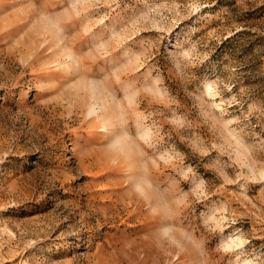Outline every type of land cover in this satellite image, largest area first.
<instances>
[{
    "label": "rangeland",
    "instance_id": "1",
    "mask_svg": "<svg viewBox=\"0 0 264 264\" xmlns=\"http://www.w3.org/2000/svg\"><path fill=\"white\" fill-rule=\"evenodd\" d=\"M0 264H264V0H0Z\"/></svg>",
    "mask_w": 264,
    "mask_h": 264
},
{
    "label": "bare ground",
    "instance_id": "2",
    "mask_svg": "<svg viewBox=\"0 0 264 264\" xmlns=\"http://www.w3.org/2000/svg\"><path fill=\"white\" fill-rule=\"evenodd\" d=\"M91 112L92 113L95 112V107L94 106L91 107Z\"/></svg>",
    "mask_w": 264,
    "mask_h": 264
}]
</instances>
